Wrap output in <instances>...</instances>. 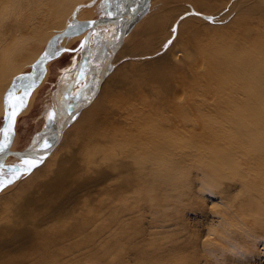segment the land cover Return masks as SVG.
<instances>
[{"label":"bare ground","instance_id":"bare-ground-1","mask_svg":"<svg viewBox=\"0 0 264 264\" xmlns=\"http://www.w3.org/2000/svg\"><path fill=\"white\" fill-rule=\"evenodd\" d=\"M59 1H21L14 16L0 0V56L17 17V32L38 35ZM158 1L112 63L147 57L112 66L43 162L0 196V264H264V0ZM93 40L97 64L109 45L99 58L104 40Z\"/></svg>","mask_w":264,"mask_h":264},{"label":"rangeland","instance_id":"rangeland-1","mask_svg":"<svg viewBox=\"0 0 264 264\" xmlns=\"http://www.w3.org/2000/svg\"><path fill=\"white\" fill-rule=\"evenodd\" d=\"M2 1H3L2 4L3 8L1 11H5L11 8L12 6H15L16 10H20V11H7L8 14H14V16L15 15L19 16L23 13V11L26 10V6L25 8L18 9V5H20V2L26 0H2ZM127 1L128 0H60L58 3L54 4V6L52 7L54 11L51 14H49L51 18L50 24L47 27H45L42 32L39 31L40 33L35 36L34 35L27 36L24 34L21 35L20 32H17L18 27L15 25V22L19 20V17H17V20H15L14 22L13 31L15 32V35L13 36V40L9 43V47H5V45L3 46L5 50L3 51L2 57L0 56V79L3 83L2 89H0V136L5 124V120H6L5 117L8 111V105L5 100V95L9 94V89H11V86H13L14 83L13 80L17 79V77H19V75H21L22 73L30 70L31 64L43 51L45 44L47 45L48 43L47 38H49L55 32L60 31L63 28L65 20H66V24L75 21V17L72 15L71 11H74V9L79 8L82 5L84 7H90V6L94 7L96 3L94 10L88 11L85 17L81 19V20H87V19L95 18L94 16L99 17L103 15H111V14L113 15L116 12H118L122 8V6L125 3H127ZM160 4L161 2L158 0H151L147 9H145L142 13H140L136 17L137 19H135L134 23L132 24V26L130 27V29L126 34L125 44L130 46L135 44L136 41L135 39L137 37L136 32L138 31L137 29L140 28L139 26L141 25V23L144 21L143 19H145L149 15V13L151 14L156 7L160 6ZM198 15L204 20L206 19L208 21L213 20L212 16L209 13L199 12ZM121 23L122 21L119 24L115 23V24L102 25L95 28V30L93 31L91 35V40L93 39L104 40L103 45L101 46V50L98 54L99 58L101 57V54L103 53L104 49L116 40ZM44 26L45 24H43V27ZM70 39L71 38H65L63 41L60 42L61 45L59 43V47L60 46H64V47L69 46L68 48L76 47L77 44L74 45V42L69 45ZM96 40H93V42H96ZM158 49L159 47L156 48L155 50ZM152 55L153 54H149V56ZM77 57L78 54H75V52L61 53L60 56L56 57L55 59V60H60L59 62L60 66L58 68L53 66L52 75L49 76L50 80L43 84L44 90L42 91L43 93L41 94L42 99L40 98L37 99L36 101L32 99L31 103L29 104L28 100L31 97L29 95L28 99L26 100L25 106H23V108L21 109V111L19 112L16 118L15 132L17 131L18 137H21L20 138L21 140L17 143V145H14L15 150H20L22 147L29 145L32 141V138L35 137V135L36 138L39 135L42 136L39 133H41L42 130L45 129L50 122L49 116L51 115V109L53 104L52 93L54 92L56 83L62 72H68L70 69L73 68L72 67L69 69V67L75 62ZM145 57H147V55L135 56L130 54H124L118 59H116L114 65L117 66L122 63H129L133 61H134L133 63L140 62ZM96 60L91 61V59L89 58L90 61L89 69L95 65L94 63L97 62ZM9 62H12L14 68L10 69L8 67ZM46 71H47V67H45L43 73ZM1 76L3 77V80ZM89 77L90 74H88L87 78H83L82 80H76L75 82L69 84L70 86H67L65 89H63L61 93H58V100L60 105H62L61 107L65 106V105L63 106V102L65 103L67 99L69 100L71 96H75L78 93V91L82 88V86ZM39 87L37 86L33 90V92L37 91ZM33 92L32 94H34ZM12 141H15V138L14 140L12 139ZM6 162L7 164H11V165L21 164V161H19V159H16L15 157H8ZM29 172L24 173L17 180L10 183L11 185L9 184V187L7 185V187H4L3 190H0V196L2 194H5L6 196L12 190H14V187L16 188L20 180L26 178L28 174H30ZM0 173L9 174L11 173V171L6 168L3 169L1 168ZM218 205L219 204L217 203L216 206Z\"/></svg>","mask_w":264,"mask_h":264},{"label":"water","instance_id":"water-1","mask_svg":"<svg viewBox=\"0 0 264 264\" xmlns=\"http://www.w3.org/2000/svg\"><path fill=\"white\" fill-rule=\"evenodd\" d=\"M149 2L150 0H128L127 3H125L122 8L113 15H103L87 20H75L74 22L67 23L62 30L55 32L51 36L43 51L31 64L30 70L22 73L19 77H17V79L13 80L14 83L13 86H11V89H9V93L12 94L11 103L16 106L10 107L9 94L5 95L8 111L0 136V145H7V147H4L3 150H0V169H9L11 173H0L1 180L12 179L14 175L19 178L24 173L31 171L34 167L30 170L22 169V165L25 160L39 161L37 166L43 162L46 155L53 147L57 137L77 117L79 109L86 106L97 93L102 81L111 71L113 58L119 47L122 45L128 30L134 23L136 17L147 9ZM121 21L122 23L116 40L106 48L100 62L89 69L91 35L93 31L99 26L115 23L119 24ZM80 34H83V36L76 47H59V43L65 38L75 37ZM77 51L80 53V58L74 64L72 69L60 75L56 83V87L52 93L53 104L51 116L53 119H51L49 125L43 129L41 133H39L42 135L40 139L34 141L36 138L35 135L29 145L20 150L11 149L10 143L14 136L17 115L25 105L31 91L39 83L43 74L42 71L45 70L47 61L60 56L63 52ZM88 74H90V77L78 93L75 96H71L69 100L67 99L65 103L63 102V106H65L61 107L62 105H60L58 100V93H61L63 89L70 86L69 84L75 82L76 80L87 78ZM17 98L23 100V106H20L17 103ZM13 111L16 113L14 116L12 115ZM10 126L11 131L6 138L4 131ZM45 141H47L51 147L44 149L43 144ZM8 157L18 158L19 161H21V164H7L6 161ZM18 178L14 179L13 182Z\"/></svg>","mask_w":264,"mask_h":264},{"label":"snow or ice","instance_id":"snow-or-ice-1","mask_svg":"<svg viewBox=\"0 0 264 264\" xmlns=\"http://www.w3.org/2000/svg\"><path fill=\"white\" fill-rule=\"evenodd\" d=\"M9 101H10V107H15L16 105L15 104H12L11 101H12V94L9 93ZM17 103L20 105V106H23V100L17 98ZM16 113L15 111H13L12 115L14 116ZM49 119H53V117L50 115L49 116ZM11 131V126L8 128V129H5L4 131V135L5 137L7 138L8 137V134L9 132ZM4 147H7V145H0V150H3ZM51 147V145L45 141L44 144H43V148L44 149H47ZM39 161H33V160H25L23 162V165H22V169H26V170H30L31 168L33 167H36L37 166V163ZM18 178V176H13L12 179H4V180H0V190H3L4 187L7 186L8 183H12L14 179Z\"/></svg>","mask_w":264,"mask_h":264},{"label":"crops","instance_id":"crops-1","mask_svg":"<svg viewBox=\"0 0 264 264\" xmlns=\"http://www.w3.org/2000/svg\"><path fill=\"white\" fill-rule=\"evenodd\" d=\"M77 45H78V43H77ZM75 54H78V57L76 58L75 62L69 67V69L72 68V67L74 66V64L78 61V59L80 58V53H79V51H78V52H75ZM67 70H68V69H67ZM62 73H64V72H62ZM60 75H61V74H60Z\"/></svg>","mask_w":264,"mask_h":264},{"label":"flooded vegetation","instance_id":"flooded-vegetation-1","mask_svg":"<svg viewBox=\"0 0 264 264\" xmlns=\"http://www.w3.org/2000/svg\"><path fill=\"white\" fill-rule=\"evenodd\" d=\"M33 139V138H32Z\"/></svg>","mask_w":264,"mask_h":264}]
</instances>
